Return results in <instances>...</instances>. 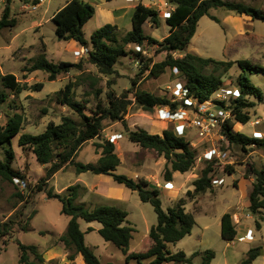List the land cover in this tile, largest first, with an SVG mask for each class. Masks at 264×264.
<instances>
[{"label":"rangeland","instance_id":"rangeland-1","mask_svg":"<svg viewBox=\"0 0 264 264\" xmlns=\"http://www.w3.org/2000/svg\"><path fill=\"white\" fill-rule=\"evenodd\" d=\"M68 1L40 0V5L34 6L32 2L24 3L13 0L10 4L9 16L10 19L15 20V26L5 28L0 32V75L12 74L20 85L26 87L18 95H9L8 100L0 109V126H3L8 117L14 114L23 118L20 133L11 139L10 144L0 148V161L4 160L5 151L10 150L14 155L13 169L25 176V182L19 181L18 183L6 182L0 178V223L14 222L13 238L6 245H3L0 239V264H18L16 240L22 244L37 247L45 264H61L58 260L61 250L56 245L60 243L59 238L65 232L69 219L60 214V203L55 199H48L47 192L62 194L66 188L73 185H80L84 189L78 201H83L89 208L98 205L113 206L128 213L127 220L134 229L128 248L130 252H142L149 246L148 233L150 228L156 224V215L152 206L142 203L137 192L116 184L108 176L99 177L91 173L76 175L73 167L67 166L63 171L54 175L44 186L42 192L32 193V189L44 176L45 169L49 165H40L32 152L20 147L19 137L22 134H41L48 123L59 124L64 116L77 119L76 114L70 108L56 101V92L69 83L74 85L73 99L79 103H86V113L95 108L98 100L105 105L108 93H113L116 97H121L126 93L127 99L131 101L124 120L121 122L105 120L99 138L87 142L78 152L75 161L84 164L95 163L101 153L95 145L109 141L115 146V154L121 160L115 174L124 175L136 181L144 180L149 184V188H157L164 210L173 208L180 199L184 200L185 210L192 214L195 224L189 236L168 246L170 253L182 251L190 256L195 252L212 250L215 253L212 264H241L246 259L250 248L264 249V215L256 219L248 209V192L251 190L254 177L246 174L250 164L258 169L264 167V148L251 147L248 152H243L239 146L228 144L220 129L212 136L211 143L201 142L196 131L189 130L187 140L197 143V147L194 148L195 166L188 173H175L173 180L175 188L165 189L166 181L163 179V173L166 163L164 158L130 142L127 139V130L141 129L149 134L161 135L163 130L173 128L174 124L170 119H159L160 108L145 112L135 103L133 95L136 91H144L156 97H168L171 100L176 85H184L182 78L177 75L176 70L168 69L159 78H149L148 72L142 70L143 64L132 55V52L119 59L114 67L113 75L99 74L97 69L87 62V55H82L80 58L73 55L74 51L82 50L80 45L74 41L58 40L55 35V25L51 18ZM84 1L95 9L94 17L83 27L86 42H89L96 29L109 24L104 22L106 18L109 19L106 10L110 12L113 10V15H110L114 17L116 22L114 25L118 28L119 37H123L132 29L131 17L137 3L158 12L159 27L154 28L147 24L145 29L148 35L159 43L169 34V26L165 19L166 14L170 13L174 6L167 0ZM225 1L241 3L264 12V0ZM5 7L6 0H0V17ZM209 16L216 18L219 22L207 16L201 18L187 52L218 61L247 60L254 66L264 68V22L254 21L250 17L239 16L223 9H212L209 11ZM84 49L89 51L90 46ZM127 50L138 52L133 45L128 46ZM139 53L145 60H150L152 63L161 62L166 56L165 53L159 52L157 45H145L140 48ZM40 55H45L51 63L69 62L80 64L81 68H71L68 73L59 75L55 81L48 82L47 75L43 72L27 73L24 71ZM172 55L174 58H180L183 54L174 53ZM240 73V69L234 65L222 77L224 82L222 88L233 91L235 94L238 90L237 77ZM246 75L261 91L262 98L261 101L255 98L250 99L255 104L254 108L249 110L250 122L245 125L234 124L233 132L250 138H264V76L256 72H247ZM133 80L136 81L134 86L131 84ZM37 83H43L44 87L41 91L29 90V87ZM0 90H4L1 83ZM96 91H101L99 99L94 96ZM224 100L226 106H229L230 97ZM184 118L191 121L195 118V114L188 110ZM257 120L259 123L253 125ZM117 136H121V139ZM206 149H214L220 153V158L214 156L218 160L213 178H223L224 184L213 186L204 194L187 196V191L194 189L192 187L194 176H199L200 170L206 163L203 158ZM225 165L232 167V175L228 174ZM94 186H96L95 189ZM228 211H230L237 231L232 242L224 241L220 236V219ZM32 213H35L33 217ZM234 214L236 217L233 216ZM256 220L261 224L260 231L256 230ZM26 222H28L29 230L20 231V227ZM79 225L81 231L85 233L86 246L93 250L100 262L125 264L121 250L105 242L98 231L84 232L89 225L100 229L101 226L98 223L86 224L79 221ZM248 228L253 232V240L240 241L239 239L244 236ZM49 257H55L57 260L46 261ZM80 262L83 264L81 258ZM251 264H264V255L260 254Z\"/></svg>","mask_w":264,"mask_h":264},{"label":"trees","instance_id":"trees-1","mask_svg":"<svg viewBox=\"0 0 264 264\" xmlns=\"http://www.w3.org/2000/svg\"><path fill=\"white\" fill-rule=\"evenodd\" d=\"M12 1L6 0V7L0 17V32L5 28L15 26V20L10 19L9 16ZM19 1L32 2L34 6L39 4V0ZM105 1L110 2L111 0ZM167 1L174 8L169 17L165 19L169 26V34L159 43L148 35L145 29L147 24L154 28L159 27L158 12L141 3H138L133 10L132 29L123 37H119L116 25L105 24L96 29L89 42H86L83 36V27L94 17L95 9L82 0H69L53 14L51 21L55 25V35L58 40L74 41L82 48L90 46L87 62L93 65L99 74L113 75L114 67L119 59L132 52V55L143 64L142 70L148 72L149 78H159L167 69L176 70L177 75L184 82L183 86L187 91V98L196 99L199 103L208 101L213 94L221 89L224 84L222 77L234 65H237L241 71L237 77V94L230 97L229 106H226L225 100L217 102L222 109L229 112V117L221 126V132L228 144L239 146L243 152H248L251 147L264 148V138H250L241 133L233 132L234 124L245 125L250 122L249 110L255 106L250 99L255 98L261 101L262 98L261 91L252 84L246 74L247 72H256L264 76V68L254 66L247 60L218 61L187 52L201 18L207 16L215 22H219L216 18L209 16L210 10L223 9L262 22H264V12L241 3L225 0ZM130 45L140 48L145 45H157L159 52L165 53L166 56L163 61L152 63L150 60H145L141 53L128 51L127 47ZM174 53L183 55L180 58H174L172 55ZM71 68L80 69L81 65L69 62L55 64L49 62L45 55H40L24 71L27 73L43 72L47 75V81L53 82L59 75L68 73ZM0 83L3 89L10 93L0 90V109L8 100L9 95H18L26 88L20 85L12 74L0 75ZM131 84L136 85V81L133 80ZM43 87V83H37L29 87V90L39 92ZM73 87L74 85L69 83L57 91L56 101L58 104L70 108L76 114L77 119L64 116L59 124L48 123L41 134H22L19 137L18 144L20 147L32 152L40 165H49L45 169L44 176L32 189V193L42 192L44 186L56 173L63 171L67 166H72L76 175L91 173L108 176L116 184L137 192L142 203H148L152 206L156 215V224L149 230L148 248L142 252H129V243L134 229L127 220L128 213L125 210L103 205L89 208L85 203L78 201L81 191L84 190L80 185L69 186L62 194H54L52 191H48V199L57 200L61 205L60 214L69 219L65 232L59 238L61 245L69 252L67 255L69 264H73L77 255L82 257L84 264H104L98 260L93 250L86 246L85 233L81 231L79 221L86 224L98 223L101 226L98 234L105 242L121 250L125 264H211L215 258V253L212 250L195 252L190 256L182 251L176 253L168 251L169 245H174L191 234L195 224L192 214L186 212V203L182 199L177 201L173 208L164 210L157 188H149V184L144 180L136 181L127 176L115 174L120 165V160L115 154V146L112 143L103 141L102 144L95 145L97 149L101 150L100 157L95 163L84 164L75 161L78 152L87 142L99 138L105 120L114 122L124 120L131 101L127 99L126 93L121 97L108 93L105 105L98 100L95 108L86 113V103H79L73 99ZM100 94L101 91H96L95 98L99 99ZM133 98L135 103L145 112L167 107L173 113L178 108H187L183 101L181 103L171 102L168 97L159 98L144 91L134 92ZM22 123L23 118L14 114L12 117H8L3 126H0V148L10 144L11 139L20 133ZM127 139L140 148L155 152L159 157L164 158L166 167L163 179L166 182L172 180L173 173L185 174L195 166L196 152L191 141H188L186 137L177 136L173 128L163 130L161 135L149 134L141 129L127 130ZM13 161V153L6 150L4 160L0 161L1 180L12 182L13 179H18L25 182V176L13 169ZM216 163L217 159L206 161L198 178L192 182L193 191H187V196L204 194L213 188L211 181L216 172ZM225 169L229 175L233 174L230 165H225ZM246 174L254 177L251 190L248 192V209L256 219H260L264 215V167L258 169L255 165L250 164ZM245 178L247 179V177ZM34 214L32 213L31 216L33 217ZM13 225L14 222L12 221L0 223V239H2L3 245H6L13 238ZM255 227L257 231H260L261 224L258 220L255 221ZM28 230V222L20 227L22 232ZM92 231L88 228L86 233ZM236 234L237 231L231 214H223L220 219L221 238L224 241L232 242ZM15 242L18 250V264H45V260L37 247L22 244L18 240ZM260 249L261 247L250 248L246 254V259L241 264H251L259 257ZM195 260L199 261L196 263Z\"/></svg>","mask_w":264,"mask_h":264},{"label":"built area","instance_id":"built-area-1","mask_svg":"<svg viewBox=\"0 0 264 264\" xmlns=\"http://www.w3.org/2000/svg\"><path fill=\"white\" fill-rule=\"evenodd\" d=\"M33 9H35V7ZM169 15L170 13H167L166 18H168ZM135 49L138 52L140 51V47H135ZM87 54L88 50L84 48H82V50L80 51L73 52V55L79 58L82 57V55ZM236 94L237 92L234 94L233 91L221 88L215 94H213L208 101L199 103L196 99L187 98V91L185 90L184 86L181 84H177L176 88L173 90V94L171 95V102L181 103L183 101L184 104L187 105V108H179L180 110H176L172 113L167 107H163L159 109L158 116L160 120L170 119L173 122V129L177 136L186 137L189 130H195L197 133V137L201 142L205 141L211 143V138L214 133L219 129L221 131L222 124L229 117V112L222 109V107L217 102L223 101L225 98L231 97L232 95ZM188 110L192 111L195 114V118L191 121L184 118ZM258 123L259 121L257 120L253 123V125H256ZM191 145L193 148L197 147V143L191 142ZM214 156L220 158L221 155L214 149H209L203 154V158L206 161L217 159ZM13 181L16 183L19 182L18 179H13ZM211 184L213 186H222L224 184V180L222 178H213ZM172 187L173 186L171 183H165L164 185V188L167 190H171ZM239 240L252 241L253 232L251 230H247L245 235Z\"/></svg>","mask_w":264,"mask_h":264},{"label":"crops","instance_id":"crops-1","mask_svg":"<svg viewBox=\"0 0 264 264\" xmlns=\"http://www.w3.org/2000/svg\"><path fill=\"white\" fill-rule=\"evenodd\" d=\"M40 1V0H39ZM82 1H84V0H82ZM143 1V0H142ZM85 2V1H84ZM138 4V3H137ZM136 4V5H137ZM38 6L40 5V3L39 4H37ZM135 5V6H136ZM135 6H134V8H135ZM134 8H133V10H134ZM112 12H113V10H112ZM112 12H110L109 10H106V13L107 14H109V16H108V18L109 19H105L104 20V22H106V23H109V24H115L116 22L114 21V17H112ZM110 14H112V15H110ZM113 18V19H112ZM160 135V134H159ZM118 137V139H121V136H117ZM120 160V159H119ZM166 163V162H165ZM120 164H121V160H120ZM165 167H166V165H165ZM116 172V171H115ZM97 176H99V177H101V176H103V175H97ZM174 176H175V173H173V175H172V180L170 181V182H166V183H171L172 184V186L175 188V186H174V184H173V180H174ZM198 178V175H195L194 176V179H197ZM223 179V178H222ZM251 181H253L252 179H251ZM95 185V184H94ZM97 185V184H96ZM95 187L96 186H94L93 188L95 189ZM84 188H87V187H84ZM96 192H98L97 190H96ZM82 203H83V201H82ZM230 211H228L227 213H229ZM233 216H235L236 217V215L234 214ZM88 228H90V229H92L93 231H98L99 229L98 228H94L93 226H91V225H89V226H87L86 227V230L84 231V232H86L87 231V229ZM247 230H251V229H247ZM246 230V231H247ZM252 231V230H251ZM90 233V232H89ZM246 233V232H245ZM245 235V234H244ZM84 237H85V234H84ZM58 248H60V250H61V255H60V258L58 259V260H60L61 261V264H69L68 263V261H66L67 260V255H68V253H67V251L64 249V247L61 245V243H58L57 245H56ZM130 252V251H129ZM122 253V252H121ZM122 257H123V260L125 259L124 258V255L122 254ZM80 258H81V260H82V257L80 256V255H77L76 257H75V260H74V262H76V264H82L81 262H80ZM52 260H57L55 257L54 258H52V257H49L48 259H46V261H52ZM122 260V259H121ZM213 261V260H212ZM67 262V263H66ZM195 262L197 263L198 262V260H195ZM103 263V262H102ZM106 263H112V262H106ZM83 264H84V262H83ZM105 264V263H104ZM211 264H212V262H211Z\"/></svg>","mask_w":264,"mask_h":264},{"label":"water","instance_id":"water-1","mask_svg":"<svg viewBox=\"0 0 264 264\" xmlns=\"http://www.w3.org/2000/svg\"><path fill=\"white\" fill-rule=\"evenodd\" d=\"M260 254L264 255V249H262V248L260 249Z\"/></svg>","mask_w":264,"mask_h":264}]
</instances>
